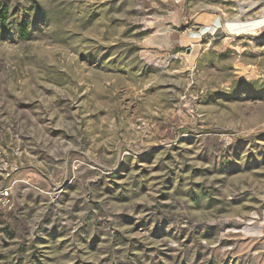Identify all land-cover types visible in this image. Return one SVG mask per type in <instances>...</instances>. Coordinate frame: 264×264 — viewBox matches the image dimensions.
<instances>
[{
  "label": "rangeland",
  "instance_id": "1",
  "mask_svg": "<svg viewBox=\"0 0 264 264\" xmlns=\"http://www.w3.org/2000/svg\"><path fill=\"white\" fill-rule=\"evenodd\" d=\"M0 264H264V0H0Z\"/></svg>",
  "mask_w": 264,
  "mask_h": 264
},
{
  "label": "built area",
  "instance_id": "2",
  "mask_svg": "<svg viewBox=\"0 0 264 264\" xmlns=\"http://www.w3.org/2000/svg\"><path fill=\"white\" fill-rule=\"evenodd\" d=\"M5 195H3V197H8L9 196V193L6 191L4 192Z\"/></svg>",
  "mask_w": 264,
  "mask_h": 264
},
{
  "label": "trees",
  "instance_id": "3",
  "mask_svg": "<svg viewBox=\"0 0 264 264\" xmlns=\"http://www.w3.org/2000/svg\"><path fill=\"white\" fill-rule=\"evenodd\" d=\"M21 31H23V32L25 31L24 28H23V25H21Z\"/></svg>",
  "mask_w": 264,
  "mask_h": 264
},
{
  "label": "bare ground",
  "instance_id": "4",
  "mask_svg": "<svg viewBox=\"0 0 264 264\" xmlns=\"http://www.w3.org/2000/svg\"><path fill=\"white\" fill-rule=\"evenodd\" d=\"M251 233V232H250Z\"/></svg>",
  "mask_w": 264,
  "mask_h": 264
}]
</instances>
